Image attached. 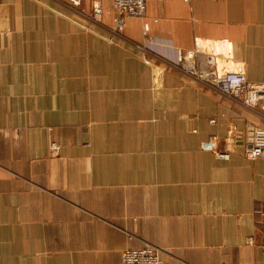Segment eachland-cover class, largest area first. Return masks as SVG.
Returning a JSON list of instances; mask_svg holds the SVG:
<instances>
[{"label":"crops","instance_id":"1","mask_svg":"<svg viewBox=\"0 0 264 264\" xmlns=\"http://www.w3.org/2000/svg\"><path fill=\"white\" fill-rule=\"evenodd\" d=\"M78 15L0 0V264L145 245L163 264H264V156L246 155L264 117L177 67L194 51L264 81V0L151 1L114 37Z\"/></svg>","mask_w":264,"mask_h":264},{"label":"built area","instance_id":"2","mask_svg":"<svg viewBox=\"0 0 264 264\" xmlns=\"http://www.w3.org/2000/svg\"><path fill=\"white\" fill-rule=\"evenodd\" d=\"M62 7L76 11L83 0H54ZM114 10L113 25L104 22V5L102 0H90L91 13L88 19L103 28H109L111 37L123 36L126 23L131 18L143 17L146 14L147 4L151 1L165 2L169 0H110ZM76 7V8H75ZM79 15L84 13L77 12ZM195 52L179 51L178 69L199 83L211 87L221 95H225L235 102L258 111L264 117V81L255 82L247 78L241 70L203 69L196 65ZM250 144L246 155L250 159L264 156V129L254 126L250 129ZM54 149H59L53 144ZM220 158L226 157V152H217ZM253 242V241H252ZM251 243V241H250ZM121 264H163L161 251L152 245L137 248H127L122 252Z\"/></svg>","mask_w":264,"mask_h":264},{"label":"rangeland","instance_id":"3","mask_svg":"<svg viewBox=\"0 0 264 264\" xmlns=\"http://www.w3.org/2000/svg\"><path fill=\"white\" fill-rule=\"evenodd\" d=\"M51 1H53V2H55V3H57L59 6H61V4L60 3H58V2H56V1H54V0H51ZM86 6H88V5H86ZM85 5H84V2L81 4V6H79V7H75L77 10L76 11H74V13H77L78 11H81V12H83L84 14L83 15H81V18H86V19H88L87 18V16L86 15H89L90 13H91V9H90V2H89V6L88 7H86ZM65 9H67V10H70V11H73L72 9H68V8H65ZM86 14V15H85ZM77 15H78V13H77ZM79 16V15H78ZM92 23V25H94L95 23L93 22V21H91ZM96 25V24H95ZM96 26H98V25H96ZM107 38V37H106Z\"/></svg>","mask_w":264,"mask_h":264}]
</instances>
